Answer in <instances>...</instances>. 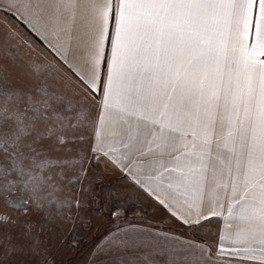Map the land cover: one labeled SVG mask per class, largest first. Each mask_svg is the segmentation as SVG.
Listing matches in <instances>:
<instances>
[{"label": "snow or ice", "instance_id": "obj_1", "mask_svg": "<svg viewBox=\"0 0 264 264\" xmlns=\"http://www.w3.org/2000/svg\"><path fill=\"white\" fill-rule=\"evenodd\" d=\"M8 10L55 62L20 57L14 30L0 40V264H56L44 226L87 207L100 163L215 237L114 233L109 264H264V0H0Z\"/></svg>", "mask_w": 264, "mask_h": 264}, {"label": "rangeland", "instance_id": "obj_2", "mask_svg": "<svg viewBox=\"0 0 264 264\" xmlns=\"http://www.w3.org/2000/svg\"><path fill=\"white\" fill-rule=\"evenodd\" d=\"M1 40L6 36L5 27ZM91 191L84 193L86 208L79 213L73 208L67 212V218H58L55 223H47L41 239H50V253L56 264H109V257L102 255L100 249L108 238L131 227L149 228L159 233L155 244L167 245L172 240H202L212 238L200 232L191 231L179 219L174 218L154 198L139 189L120 170L105 167L103 163L93 164L88 172ZM73 198L76 193L71 194ZM166 199V195L162 198ZM124 205V215L119 220L112 216L115 206ZM177 215H186V210L175 209ZM174 210V211H175ZM180 212V214H179ZM37 229L40 218L37 217ZM215 232L219 225H211ZM163 235V236H162ZM159 264H164L163 259Z\"/></svg>", "mask_w": 264, "mask_h": 264}, {"label": "crops", "instance_id": "obj_3", "mask_svg": "<svg viewBox=\"0 0 264 264\" xmlns=\"http://www.w3.org/2000/svg\"><path fill=\"white\" fill-rule=\"evenodd\" d=\"M4 27H5L6 35L9 33V30H14L18 34L15 38H12L11 36H9L8 39L10 43L13 45V47L15 48V51L18 53V55L22 57L24 60L36 59L39 57V58H46L48 60H52L53 62H55L53 55L49 52L48 48L45 46L46 41L42 42L41 38L38 37V35L35 34L33 31H31L25 25V23H23L18 18V14L13 15L11 13V10H8L7 12L0 11V31L1 33ZM0 37H1V34H0ZM168 199L170 198L166 197V200ZM174 210L175 209H173V211ZM125 231L144 234L151 239V242L153 244H155L158 241L157 238L159 236V233L149 228L131 227V228L125 229ZM172 239L173 237H170L171 241Z\"/></svg>", "mask_w": 264, "mask_h": 264}]
</instances>
